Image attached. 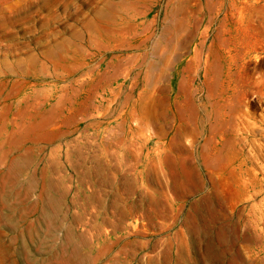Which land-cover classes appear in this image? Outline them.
Here are the masks:
<instances>
[{"label":"rangeland","instance_id":"rangeland-1","mask_svg":"<svg viewBox=\"0 0 264 264\" xmlns=\"http://www.w3.org/2000/svg\"><path fill=\"white\" fill-rule=\"evenodd\" d=\"M0 264H264V0H0Z\"/></svg>","mask_w":264,"mask_h":264}]
</instances>
